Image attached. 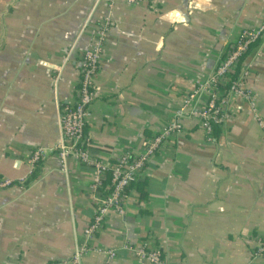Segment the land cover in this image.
Wrapping results in <instances>:
<instances>
[{
  "label": "crops",
  "instance_id": "0c3cea01",
  "mask_svg": "<svg viewBox=\"0 0 264 264\" xmlns=\"http://www.w3.org/2000/svg\"><path fill=\"white\" fill-rule=\"evenodd\" d=\"M263 14L264 0H0V179L11 181L0 188V264H69L84 247L96 251L77 264H150L121 248L142 240L168 264H264L252 259L264 236V38L243 64L256 110L232 96L218 142L185 120L139 177L143 197L131 188L94 238L92 170L72 158L62 170L54 150L60 107L75 103L105 19L88 132L94 154L115 160L140 154ZM35 148L46 155L32 166Z\"/></svg>",
  "mask_w": 264,
  "mask_h": 264
},
{
  "label": "built area",
  "instance_id": "2783aa9c",
  "mask_svg": "<svg viewBox=\"0 0 264 264\" xmlns=\"http://www.w3.org/2000/svg\"><path fill=\"white\" fill-rule=\"evenodd\" d=\"M109 1L110 4L113 0ZM135 2L136 0H126ZM111 27L109 19H105L94 32V38L86 49L80 62V77L73 105H62L59 110L58 123L61 132L59 142L54 150L57 152L61 169L66 171L68 159H74L92 170L91 190L96 204L95 214L85 228L86 238L94 236L102 229L106 218L113 212L124 213L125 204L129 200L130 185L139 179L151 158L161 150L167 139L177 137L184 132L185 120L198 119L208 140H212L213 125L223 123L230 117L229 105L232 96L247 102L253 111L256 110V95L246 84L248 70L242 69L236 83L228 91L218 89V85L228 81L236 67L240 64L242 55L249 49V45L264 38V14L259 27L246 28L241 32L238 40L231 45L227 54L217 64L215 70L204 82L188 92L170 123L160 132L148 139L140 154L125 152L115 160L92 153V141L88 132V120L91 106L95 100V76L99 68V60ZM245 61V60H244ZM244 64V62H243ZM243 67V66H242ZM46 155L42 148H35L29 153L28 162L33 166ZM107 182V184H106ZM8 179H0V188L10 184ZM122 249L132 252L137 257L147 260L150 264H168L160 246L150 240H142L137 245L125 243ZM90 249L84 247L76 252L74 262ZM108 261L116 255V249L104 250ZM264 258V236L257 239V246L252 259Z\"/></svg>",
  "mask_w": 264,
  "mask_h": 264
},
{
  "label": "trees",
  "instance_id": "16d2710c",
  "mask_svg": "<svg viewBox=\"0 0 264 264\" xmlns=\"http://www.w3.org/2000/svg\"><path fill=\"white\" fill-rule=\"evenodd\" d=\"M101 24V23H100ZM100 24H98L96 27H95V29L100 25ZM95 32V31H94ZM94 38V37H93ZM93 40V39H92ZM260 40L261 39H258V40H256L255 42H253V43H251L250 45H249V49L242 55V59H241V61H240V64L236 67V70L232 73V74H230V76H229V78H228V81H227V83H225V84H219L218 85V89L219 90H221V91H224V92H226V91H228L229 90V88H230V86L232 85V84H234V83H236L237 82V80H238V78H239V76L241 75V73H242V69H243V62H244V60L246 59V57L248 56V54H249V52L251 51V49H252V47L254 46V45H256L258 42H260ZM231 47V46H230ZM230 47L225 51V53H224V55H223V57L227 54V52L230 50ZM85 51L86 50H84V52H83V54L85 53ZM82 57H83V55H82ZM81 57V58H82ZM77 88H78V85H77ZM76 88V89H77ZM222 124L223 123H219V124H214L213 125V133H212V141L213 142H218L219 141V138H220V131H221V126H222ZM203 130V129H202ZM172 139H174V137H172V138H169V139H167V141H166V143H165V145L163 146V148L164 147H167V145H168V143H170V141L172 140ZM148 140V139H147ZM146 140V141H147ZM162 148V149H163ZM161 149V150H162ZM91 151H92V153H95V147L94 146H92L91 147ZM160 151V150H159ZM159 151H157V152H159ZM38 164H40V162L39 163H37V165ZM147 166V165H146ZM146 168V167H145ZM35 176V173H32V177H34ZM106 184H107V182H106ZM144 184V181H142V180H139V179H136L135 181H133L132 182V184L130 185V189L131 188H133V187H137V189H138V191H139V193H140V195L143 197V195H144V193H142L143 191H142V185ZM130 189L128 190V192H130ZM163 251V250H162Z\"/></svg>",
  "mask_w": 264,
  "mask_h": 264
}]
</instances>
